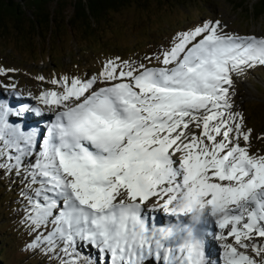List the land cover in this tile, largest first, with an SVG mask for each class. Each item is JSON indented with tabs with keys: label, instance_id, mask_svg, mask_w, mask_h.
I'll use <instances>...</instances> for the list:
<instances>
[{
	"label": "snow or ice",
	"instance_id": "1",
	"mask_svg": "<svg viewBox=\"0 0 264 264\" xmlns=\"http://www.w3.org/2000/svg\"><path fill=\"white\" fill-rule=\"evenodd\" d=\"M258 67L264 34L203 19L142 58L36 77L52 87L28 92L35 104L0 98V177L19 189L24 251L47 264H264V135L233 99Z\"/></svg>",
	"mask_w": 264,
	"mask_h": 264
},
{
	"label": "rangeland",
	"instance_id": "2",
	"mask_svg": "<svg viewBox=\"0 0 264 264\" xmlns=\"http://www.w3.org/2000/svg\"><path fill=\"white\" fill-rule=\"evenodd\" d=\"M256 0H130L127 6L110 12L88 38L77 39L65 32L60 43L50 37V44L29 46L19 36L14 37L12 23L5 38L0 37V94L12 98L21 96L31 101L27 93L39 94L52 87L36 79L53 75L95 73L110 57L139 59L152 54L179 30L203 19H221L229 29L244 34H264V17L253 18ZM55 38V36H54ZM48 47V48H46ZM32 48V51H31ZM48 49V50H47ZM14 69L15 71H7ZM15 84V89L4 85ZM233 97L242 111L253 135H264V67L250 70L235 82ZM263 90V92H262ZM35 104V101H31ZM260 105V107L258 106ZM264 149V143L253 141V150ZM18 187L0 177V242L6 247L0 264H47L45 257L24 251V228L19 224Z\"/></svg>",
	"mask_w": 264,
	"mask_h": 264
},
{
	"label": "trees",
	"instance_id": "3",
	"mask_svg": "<svg viewBox=\"0 0 264 264\" xmlns=\"http://www.w3.org/2000/svg\"><path fill=\"white\" fill-rule=\"evenodd\" d=\"M129 3L130 0H0V37L5 38L10 31L7 23L13 22L14 37L19 36L29 46L36 47L40 56V46H49L51 36L55 43L61 42V27L64 34L70 32L76 39L89 38L105 23L110 12ZM252 13L255 19L264 17V0L252 6ZM2 244L0 242L1 260V251L6 249Z\"/></svg>",
	"mask_w": 264,
	"mask_h": 264
},
{
	"label": "bare ground",
	"instance_id": "4",
	"mask_svg": "<svg viewBox=\"0 0 264 264\" xmlns=\"http://www.w3.org/2000/svg\"><path fill=\"white\" fill-rule=\"evenodd\" d=\"M1 98V97H0ZM10 101L15 104V101L10 99ZM34 127V126H32ZM202 218H206V216H203ZM218 243L217 241H212L211 242V245H210V250L212 252V258L213 259H216L217 258V255L219 254V248H218Z\"/></svg>",
	"mask_w": 264,
	"mask_h": 264
},
{
	"label": "water",
	"instance_id": "5",
	"mask_svg": "<svg viewBox=\"0 0 264 264\" xmlns=\"http://www.w3.org/2000/svg\"><path fill=\"white\" fill-rule=\"evenodd\" d=\"M258 1H259V0H256V1H255V3H254V5H255V4H257V3H258Z\"/></svg>",
	"mask_w": 264,
	"mask_h": 264
}]
</instances>
